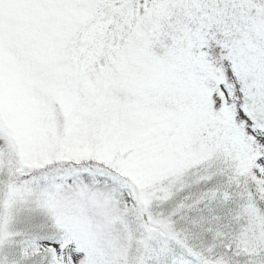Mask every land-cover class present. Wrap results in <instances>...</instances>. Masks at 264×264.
Listing matches in <instances>:
<instances>
[{"label": "snow or ice", "instance_id": "obj_1", "mask_svg": "<svg viewBox=\"0 0 264 264\" xmlns=\"http://www.w3.org/2000/svg\"><path fill=\"white\" fill-rule=\"evenodd\" d=\"M0 264H264V0H0Z\"/></svg>", "mask_w": 264, "mask_h": 264}]
</instances>
